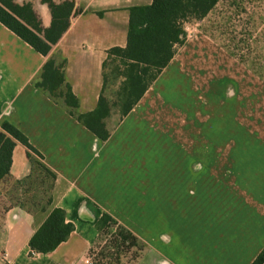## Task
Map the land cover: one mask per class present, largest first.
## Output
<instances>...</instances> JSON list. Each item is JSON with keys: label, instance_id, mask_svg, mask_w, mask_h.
I'll return each mask as SVG.
<instances>
[{"label": "crops", "instance_id": "obj_1", "mask_svg": "<svg viewBox=\"0 0 264 264\" xmlns=\"http://www.w3.org/2000/svg\"><path fill=\"white\" fill-rule=\"evenodd\" d=\"M65 1L54 0L56 4ZM70 1L75 7L69 27L53 46L49 57L58 59V62L65 61L66 81L79 101L76 113L85 114L97 107L102 94L104 64L109 58V50L127 45L129 10L151 5L153 0ZM15 3L20 6L30 4L42 28L51 26V10L41 0H15ZM47 59L0 23V126L3 122L15 126L43 156L41 159L32 153L29 158L27 148L17 142L12 152L10 174L15 180H23L39 162L56 175L51 189V205H16L3 214L0 220V264H88L89 251L99 239L98 222L104 213L117 220L116 214L120 211L136 214L139 227L143 225L148 230V239L138 230L131 231L147 244L139 259L132 264L253 262L264 248V157L260 159L256 178V171L251 175H240L232 170L227 173L226 186L219 183L220 157L213 159L217 167L214 169V163H211L215 170L211 177L218 183L213 188L222 193L217 195L218 204L212 205L211 224L196 221L194 250L191 249L189 254L185 251L187 242L185 246L181 245L183 249L178 244L181 249L170 251L173 214H178L179 226L176 228H188L183 225L185 215L182 214L187 200L183 192L188 185L187 169L185 172L180 168L173 173L169 168L164 175L171 183L166 185L162 195L163 207L159 212L135 205L124 193L123 182L131 180L133 164L142 157L143 148H150L155 129L147 119L149 113L138 114L139 108L153 85L171 68L175 58L117 127L108 128L112 132L106 141L79 123L61 102H55L36 87ZM250 117L251 114L246 115L244 133L264 150V110L259 125L253 124ZM191 171L195 172L193 167ZM199 195L197 192L195 196ZM54 208L63 209L67 222L75 229L55 251L31 255L29 242ZM157 227L162 228L158 238L154 235ZM176 240H181L180 235Z\"/></svg>", "mask_w": 264, "mask_h": 264}, {"label": "rangeland", "instance_id": "obj_2", "mask_svg": "<svg viewBox=\"0 0 264 264\" xmlns=\"http://www.w3.org/2000/svg\"><path fill=\"white\" fill-rule=\"evenodd\" d=\"M182 25L187 34L185 45L177 49L173 65L139 108L138 114L149 113L145 118L155 128L150 148L142 149V157L133 164L131 180L123 185L130 202L159 212L166 185L171 183L164 175L169 168L173 173L187 169L188 185L183 189L187 200L182 214L183 225L188 228H176L178 214L174 213L170 251L181 249L178 244L182 247L187 242L185 251L189 254L194 250L196 221L211 224L212 205L218 204L217 195L222 193L213 188L218 184L211 177L217 167L215 158L221 160L219 183L226 186L227 173L232 170L240 175L256 171V178L264 157V150L245 135L243 126L249 114L253 124L259 125L264 110V0H221L204 19H189ZM121 69L119 62L108 61L104 96L112 106L107 121L111 129L121 120L116 106L123 81ZM52 185L50 176L37 164L21 181L0 179V220L16 205L46 206ZM116 215L119 225L138 230L148 239V230L139 227L136 214L120 211ZM161 231L155 228L154 235L158 238ZM177 235L181 240H176ZM111 236L108 232L98 239L97 254ZM127 262L128 256L123 264Z\"/></svg>", "mask_w": 264, "mask_h": 264}, {"label": "trees", "instance_id": "obj_3", "mask_svg": "<svg viewBox=\"0 0 264 264\" xmlns=\"http://www.w3.org/2000/svg\"><path fill=\"white\" fill-rule=\"evenodd\" d=\"M41 1L49 6L52 13V23L48 29L42 28L30 4L20 6L15 0H0V23L35 51L48 57L35 83L36 87L47 93L55 102H61L79 123L97 138L106 141L112 132L107 127V119L112 116V106L104 96L108 61L119 62L122 67L120 71L123 81L116 102L122 119L133 110L163 71L170 66L177 49L185 45L187 34L183 22L189 19H204L221 0H153L151 5L131 8L127 45L125 48L116 47L109 50V58L104 64L102 94L97 107L85 114L76 113L79 101L66 81L65 61L57 62L54 57H49L53 46L69 27L75 4L70 0L61 4H56L54 0ZM17 142L27 148L29 158L32 153L43 158L19 129L3 122L0 126V179L15 180L10 174V167L12 152ZM35 164L41 167L54 183L56 175L41 163ZM51 203L52 197L49 196L46 204L49 206ZM74 229V225L67 222L65 211L54 208L29 242L31 255L55 251L69 239ZM97 229L99 238L108 232H112V236L98 254L97 243L91 248V264H123L127 256L126 264H132L145 250L146 245L129 229L119 225L108 213L103 214ZM133 249L135 250L132 252ZM251 264H264V248Z\"/></svg>", "mask_w": 264, "mask_h": 264}, {"label": "built area", "instance_id": "obj_4", "mask_svg": "<svg viewBox=\"0 0 264 264\" xmlns=\"http://www.w3.org/2000/svg\"><path fill=\"white\" fill-rule=\"evenodd\" d=\"M87 262H88V264H91L92 263V259L91 258H88V261Z\"/></svg>", "mask_w": 264, "mask_h": 264}]
</instances>
